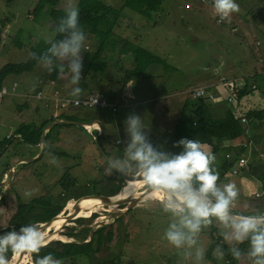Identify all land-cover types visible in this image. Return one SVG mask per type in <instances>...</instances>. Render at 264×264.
Returning a JSON list of instances; mask_svg holds the SVG:
<instances>
[{
	"label": "rangeland",
	"instance_id": "rangeland-1",
	"mask_svg": "<svg viewBox=\"0 0 264 264\" xmlns=\"http://www.w3.org/2000/svg\"><path fill=\"white\" fill-rule=\"evenodd\" d=\"M77 1L74 0V3ZM101 1L116 8L122 4V0ZM36 2L37 0H0V66L7 62L26 60L33 45L53 36V21L44 11L48 8H44L42 12H33ZM236 3L240 10L232 14L230 22H218L219 17L214 12L212 0H162L160 7L151 13L149 19L124 8L126 16L112 29L103 22H88V27H83L86 33V51L81 52L83 68L79 86L83 90V96L91 91L101 90L109 102L118 103L119 106L116 111L110 108L66 106L64 113L74 115L79 119L77 121L100 120L104 130L99 140L100 147L108 159L124 160L125 148L130 141L124 121L129 116H140L146 125L141 129L146 141L153 148L162 149L159 139L165 143L164 140L168 142L171 138L181 105L185 98H190L186 93L189 88L207 86L215 99L212 100L211 109L205 108L206 117L209 119L212 114L223 116L225 109L231 104L225 101L227 94L219 84L221 76H236L240 84L247 82L249 91L240 99L241 112L253 108L264 109V0H236ZM65 5L66 0H59L57 7L64 9ZM110 29L121 40L139 44L161 56L170 68L163 70L161 66H151L146 70L150 74L148 78L136 80L135 77L132 80L136 81L124 84L121 81L124 75L121 68H131V63L122 60L117 50L110 52L112 57L108 58L105 72L87 71L96 49ZM15 38H20L24 44L22 48L14 44ZM63 64L64 71L60 72V77L54 83L47 77L48 69L51 68L47 63L36 64L31 72L10 74L5 78L3 85L8 88L15 82V92L0 101V142L7 143L6 137L11 138L6 149L0 151V180L5 177L4 167L9 168L20 158H34L40 154L39 144L24 142L15 134V127L21 121L22 115L28 114L29 120L36 117L30 110L19 113L15 111L17 103L25 99L19 96L25 93L18 91L25 88V92L37 89L48 92V86L57 87L61 94L71 90L74 86L70 84L68 61H63ZM153 77H159L160 81L152 79ZM228 90L233 89L228 86ZM35 101L40 106L42 115L47 116L53 112V109L44 107L41 101ZM10 108L15 115L5 116L4 111ZM37 119L39 118L34 119L36 123ZM257 122L262 126L254 130L252 135L248 133L240 137L243 140L241 143L250 140L255 148L249 162L258 160L256 152L264 148V116ZM184 123L186 125L193 122L188 119ZM97 132L94 131V135H91L87 128L74 124L56 125L50 129L49 142L46 144L59 152L69 153L70 156L55 155L47 150L34 160L17 164L18 169L0 205V226L7 224L19 205L29 204L35 198L55 205L64 203L65 194L69 195L70 192L71 197L85 192L108 195L117 190L118 193L126 182L124 179L117 182L111 178L116 174L94 144ZM199 135L198 130L192 138L196 139ZM118 138L122 140L117 144L115 141ZM203 147L205 150L211 149L206 143H203ZM211 167L218 172L219 162L215 160ZM132 170L134 169H130ZM67 179L70 182L64 185V182H68ZM226 183H234L239 193L230 209L242 214H264V187L259 179L248 177L245 173L232 175L228 170L224 175H219L217 186L222 188ZM1 188L0 192L3 194L4 188ZM136 190L140 192L145 189L142 186ZM26 191L33 192L32 197L27 200L24 197ZM160 197L161 193L157 200L149 197H145L144 201L136 200L127 212H123L125 208L122 205L111 208L102 205L97 208L94 212L98 216L92 225L96 227V222L111 223L114 231V239L109 243V249L97 258L109 259L120 249L119 261L115 264H232L222 252L223 246L230 255L235 251L240 253L238 264H254L255 258L249 256L250 238L242 242L226 238V235L230 237L232 229L225 227L215 217L210 218L212 222L208 225L202 223L197 233L189 234L195 241L193 244L190 245L187 240L179 247L169 243L163 238L164 233L170 224L178 223L179 218L164 210ZM95 199L100 198H93ZM75 201H67L66 205L68 202L75 204ZM46 207H36L38 213L30 215L29 219L46 218L42 216L47 214ZM60 213V216H64L69 213V209L62 208ZM51 223L47 228L41 229L45 236L53 231L49 229L55 223ZM61 230L62 228L58 230L57 237L50 241L58 237L65 241L70 240L59 234ZM219 238L220 242L213 246L214 241ZM211 247V254L207 257ZM15 255L14 253L13 256ZM29 258L30 255L28 257L25 254L21 264L30 263ZM13 263L14 260H9V264Z\"/></svg>",
	"mask_w": 264,
	"mask_h": 264
},
{
	"label": "trees",
	"instance_id": "trees-1",
	"mask_svg": "<svg viewBox=\"0 0 264 264\" xmlns=\"http://www.w3.org/2000/svg\"><path fill=\"white\" fill-rule=\"evenodd\" d=\"M161 2L162 0H122L121 6L119 8H116L112 5L104 3L101 0H78L76 6L80 9V23L81 26L84 27V29L88 27V22L91 23L94 21L103 22L110 26L112 29L114 26L119 25L118 23L122 17L126 16L124 8H129L132 11L140 14L144 18L149 19L151 13L153 11H156L160 7ZM58 3L59 0H37L33 7V12L36 13L42 12L46 7L48 8L47 11H44L53 21V25L51 27L52 33L54 28L57 26L59 18L65 15L64 9L57 7ZM111 29L109 33H107L106 38L100 43V45L96 49L97 51L90 64L88 65L87 71L92 70L95 72H105L108 67V58L112 57L110 52L113 53L117 50L118 55L120 54L119 56L122 57V60H126L131 63V68H121V71L124 74L121 81L124 84L136 81L138 78H140V76L144 74L146 76L145 78H148L150 74L146 72V70L151 66H161L163 70L170 68L166 63L165 59L161 56L151 52L148 49H145L139 44L133 43L128 40H121L114 32L111 31ZM17 38L14 39V44L17 47L22 48L24 44L20 41V38L19 40ZM61 38L62 34L57 33L52 42L54 43L56 42V40ZM48 47H50V44H47L46 41L40 40L29 50L30 53H35V60L29 55V57L24 61L7 62L4 65L0 66V88L3 86V82L8 75L31 72L34 70L36 64L47 63L46 58L51 57V54L47 52ZM51 59L53 60V63L51 64V72H48L47 77L49 78L51 83H54V81L60 77V71L57 68V64H59L60 62L57 61L55 57H51ZM116 65L118 66V64ZM135 77L136 80H132ZM245 83L247 82L245 81ZM38 91H41L42 93L45 92L41 89H37L32 91L31 95ZM248 91L249 90H247V86L244 85V87L240 91L236 92L237 99L239 100L238 105H240V99H242V97L247 94ZM91 92L103 93L101 90ZM230 106L225 109L223 116L218 117L212 114V116L210 115L208 119L205 115V108L210 107L211 109L213 107L212 101L210 99H207L205 97L197 98L195 100H192L191 98H185L181 105V110L179 118L177 119V123L173 126L172 129V135L170 138L171 145L170 141L166 142L164 140L165 143H163V140L159 139L160 146L162 149L159 150L155 147L154 149L165 154H172V151H175L174 154H179L181 151H183V146L177 143L181 138L199 140L202 144L206 143L211 146V151L215 155L216 160L219 162V175H224L226 172H228V170L230 171L237 157L241 153L246 151L244 143H241L243 142V140H240L241 135L246 133L252 135L254 130L262 126L261 124H258L257 120L262 119L264 116V109L256 110L253 108L251 110H247L246 112L243 111L246 117V121L242 122L240 120L237 108L233 107L232 104ZM55 119L79 120L74 115L64 113V111H62L55 116H50L48 119H45L39 124L21 122L16 128L15 134H17L18 137L24 142H27L32 145H38L42 133L41 129H43V126H45L46 123L51 122ZM188 119L191 120L193 123H188L185 125L184 122ZM56 125L66 126L70 124L52 125L45 132L46 142H48L49 140L48 133L50 129H52ZM181 126H183L182 130H180ZM198 130L200 131L199 137L193 139V135ZM11 136L13 138V135ZM6 138L8 139L6 141L8 143L11 138ZM99 140L98 143L100 144ZM7 143L0 142V151L6 149ZM47 150H50L53 154L66 155L64 152L63 154L62 152L53 149L50 145H46L44 152ZM227 151H233L234 153L229 154V152ZM249 166L250 169L244 173L248 177H254L259 179L264 187V164H262L258 160H252L249 163ZM112 170L116 174L115 176L111 177L113 181L122 182L123 178L114 169ZM67 180L68 182H64V185L69 184L70 180ZM60 181H62V179ZM193 185L195 188L198 187V183L195 181V179H193ZM116 192L117 190L108 195H113ZM85 194H88V192H85ZM85 194H81L76 197H71V192L69 193V195L65 194L64 203H60L61 205H51L50 203L44 201L41 198H35L31 200L29 204H22V206L19 205L18 208L8 219L7 224L2 229H0V236L6 235L10 231H15L18 233L20 228L23 226H29L30 224H35L37 222L48 221L57 213H59L62 208L65 207L67 201L77 200L79 197ZM90 198L88 197V199ZM85 199L87 198H84L82 200ZM2 201L3 198L0 199V204L2 203ZM36 207L47 208L45 209L47 210V214H42V216H45L46 218L36 217L34 220L29 219L30 215H33L36 212L38 213V210H35ZM230 211L235 214H239L234 210L230 209ZM97 216L98 214L96 212H92L91 215L88 217L79 216L75 219H72L71 223L68 225H64L62 227V230L59 232L60 235L70 240H51L47 242V246L41 248L38 253H30V260L34 264L35 259L43 258L46 254L52 253V259L54 261L59 259L61 261V264H115L119 261L120 249L118 250V252H115V255L113 257L109 259L102 260L97 258L98 255H104V253L110 247L109 243L112 242V240L114 239V231L112 230L111 223L101 224L96 227L92 225ZM218 242H220V238L219 240L214 241L213 246L216 245ZM221 248L222 252L226 255L229 262H231L232 264H238L237 257L234 255V253L230 255L227 252V249H225L223 246ZM211 250L212 247L208 250L207 257L210 256ZM4 255L6 259L10 260L13 253L9 251L5 252Z\"/></svg>",
	"mask_w": 264,
	"mask_h": 264
},
{
	"label": "clouds",
	"instance_id": "clouds-1",
	"mask_svg": "<svg viewBox=\"0 0 264 264\" xmlns=\"http://www.w3.org/2000/svg\"><path fill=\"white\" fill-rule=\"evenodd\" d=\"M212 7L219 17V21L228 22H230L232 14L240 10L236 0H212ZM64 12L65 15L59 18L57 26L53 30V36L46 40V43L50 44L47 52L60 62L57 64L60 72H63L65 68L63 61H68L67 70L71 74L70 84L74 87H72L70 95L59 94L71 96L76 102H79L83 91L79 86L82 78L81 69L83 68L81 52L82 50L86 51L84 43L86 33L80 23V9L74 0H66ZM57 33L62 34V38L53 43ZM30 56L34 60L36 59L35 53H30ZM51 57L46 58L48 65L53 63ZM49 72H51V68H49ZM14 83L10 88L3 85L0 90L6 88L8 94L14 93ZM244 85L247 86L245 81L242 88ZM237 91L231 90L234 95ZM8 94L4 95L0 101ZM25 96L34 98L31 94H25ZM205 98L209 99L208 97ZM34 99L36 100V98ZM236 100L239 101L237 98ZM97 102V97H95L93 107ZM46 108L55 111L53 105ZM62 111L63 109L55 111V113L57 115ZM124 123L130 136V141L125 148L126 159H109V168L115 169L122 175L138 177L143 188L148 192L155 190L162 193L160 203L163 204L164 210L179 218L178 223L169 225L163 238L176 247L181 246L186 240L191 245L195 241L189 234L197 233L202 223L208 225L212 222L210 218L215 217L225 227L232 229L230 237L226 235V238L238 242L250 238L249 256L255 258L254 264H264V215H239L235 217L231 215L230 206L239 195L238 189L234 183H226L222 188L217 186L219 172L214 171L211 167L216 160L211 149L205 150L199 140L181 138L177 143L183 146V151L179 154H165L154 149L146 141L145 134L141 132V129L146 125L140 116H129ZM85 128L91 129L94 135V131H98L100 126L96 124ZM101 128H103V124ZM103 134L102 129L101 137ZM246 135L248 134L246 133ZM101 137L99 138L101 139ZM121 140L118 138L115 142L118 144ZM130 169L134 170L130 171ZM193 179L198 183V187L195 189L192 187ZM32 195V191L24 193L26 200L30 199ZM45 241L46 238L41 229L35 224L21 227L18 233L10 231L6 235L0 236V264H9V260L5 258V252L10 251L16 256H21L25 252L38 253L41 248L47 246ZM234 255L238 258L240 253L234 252ZM52 256V253H48L43 258L35 259L34 264H61L59 259L54 261Z\"/></svg>",
	"mask_w": 264,
	"mask_h": 264
},
{
	"label": "built area",
	"instance_id": "built-area-1",
	"mask_svg": "<svg viewBox=\"0 0 264 264\" xmlns=\"http://www.w3.org/2000/svg\"><path fill=\"white\" fill-rule=\"evenodd\" d=\"M218 22L221 21H219L218 19ZM237 81H238L237 78H228L225 76H221L219 79V84L222 85L223 89L227 94L226 101L232 104L233 107L237 108V111L239 112V116L241 117L240 120L242 122H245L246 117L244 113L241 112L240 106L238 105L234 93L228 90V86H232V88L235 91L241 89L244 83L240 84ZM252 87L254 88L255 85L253 84ZM8 93L9 92L6 88H2L0 90V99ZM187 94L192 99H197L201 97H208L210 100L215 99V95L212 94L205 85L190 88L187 90ZM32 96L37 100L42 101L45 107H49L50 105H53L55 111L64 109V107L66 106L84 107V108H110L112 111H115L118 106V104L116 103L109 102L108 99L105 97V95L101 92H91L86 96H81L79 98V102H76V100L71 96L61 95L57 92L47 95L45 93H42L41 91H38L32 94ZM95 97H97L98 102L93 107V101L95 100ZM244 147H246V151L241 153L237 157L236 161L234 162L233 166L230 169L232 175H239L250 169L249 163L251 161L249 162V158H251L254 155L253 153L255 152V150H253V144L250 141L244 143ZM256 158L258 159L259 162L264 164V149L256 152Z\"/></svg>",
	"mask_w": 264,
	"mask_h": 264
},
{
	"label": "water",
	"instance_id": "water-1",
	"mask_svg": "<svg viewBox=\"0 0 264 264\" xmlns=\"http://www.w3.org/2000/svg\"><path fill=\"white\" fill-rule=\"evenodd\" d=\"M54 124H74V125H81L83 127H88V126H95L96 124H98L100 126L99 130H98V134L97 136L94 137V144L97 148V150L101 153V155L106 159V161L108 162V158L106 156V154L104 153V151L102 150V148L100 147V144H98V139L99 137H101L102 135V122L98 119H95V120H92V121H77V120H63V119H55L47 124H45V126H43V129H41L42 133H41V137H40V141H39V147H40V154L42 155L44 153V150H45V143H46V139H45V132L47 129H49L52 125ZM39 154V155H40ZM39 156L37 157H34V158H20L19 161H17L14 165H12V167L9 168L8 170V174H6V179L5 180H2L0 181V186L4 187V193H6V191L8 190L9 186H10V183H11V180H12V173L15 169V166L20 163V162H27V161H31V160H34L36 158H38ZM115 170V169H114ZM116 171V170H115ZM118 174H120V172L116 171ZM120 176L125 180V182H127L128 180H137L139 179L138 177H134V176H129V175H122L120 174ZM142 187V186H140ZM192 187L193 189H195L194 185H193V181H192ZM4 194H2L0 196V199L3 197ZM84 197H95V198H100L103 200V204L105 206H124L123 208V212L129 210L132 206V204L136 201V200H139V199H144V197H147V194H144V197L142 196H130L129 198L125 199V200H114L112 195H103V194H96V193H92V194H85L81 197H79L76 201L78 202L81 198H84ZM67 207V205H65V207L63 209H65ZM68 208V207H67ZM231 215L233 217L235 216H239V214H235L233 212H231ZM60 212L57 213L54 217H52L50 220L48 221H45V222H37L35 223V225H37L40 229H44V228H47L48 225L55 219L57 218L58 216H60ZM67 221L65 222V225H68L70 224V220L72 219H75L76 217H79L77 216V214H69L67 213ZM102 222H96V225L99 226L101 225ZM95 225V226H96ZM49 241V240H48ZM47 241V242H48ZM45 242V243H47ZM25 254H29L28 252H25L22 256H24ZM30 264H33L32 261H30Z\"/></svg>",
	"mask_w": 264,
	"mask_h": 264
},
{
	"label": "bare ground",
	"instance_id": "bare-ground-1",
	"mask_svg": "<svg viewBox=\"0 0 264 264\" xmlns=\"http://www.w3.org/2000/svg\"><path fill=\"white\" fill-rule=\"evenodd\" d=\"M140 186H142V184H141L139 179L128 180L126 182V184L122 188H120L121 190L118 191V193L113 195L114 196L113 199L114 200H125L130 196H142V197H144V194H147V197H149V198L156 199V200L158 199V194H160L161 192L155 191V190H153L151 192H148L146 190L138 192L136 189L139 188ZM161 195H162V193H161ZM84 198H88V197H84ZM84 198H81L80 200H82ZM80 200L78 202H76L75 204L68 202V204H67L68 208L67 209H69V214H77V216H89L92 212L97 210V208L104 205L102 199L85 200V201H80ZM143 201H144V199H143ZM111 207L112 206H110V208ZM67 219H68L67 214H65L64 216H58L57 218H55L53 220L52 223H55V224H53L52 227L50 225V229H49V230L52 229L53 231L50 232L46 236H45V234H43L46 238L45 242H47L48 240L50 241V239L57 237L58 230H60L62 228L64 223L67 221ZM58 239H59V237H58ZM27 256L29 257L28 254H27ZM23 258H24V256L21 257V256L15 255L12 257L11 260H14L13 264H21V262H22L21 260ZM29 261H31L30 258H29Z\"/></svg>",
	"mask_w": 264,
	"mask_h": 264
},
{
	"label": "crops",
	"instance_id": "crops-1",
	"mask_svg": "<svg viewBox=\"0 0 264 264\" xmlns=\"http://www.w3.org/2000/svg\"><path fill=\"white\" fill-rule=\"evenodd\" d=\"M150 71V70H149ZM141 77H146L145 76V74L144 75H142V76H140V78ZM152 77V76H151ZM152 79H156L157 81H160V79H159V77H153ZM151 79V80H152ZM129 83V82H128ZM25 90V88H23V89H21V90H19L18 91V93H25V94H31V92L32 91H30V92H25L24 91ZM51 92H50V91ZM53 90V91H52ZM58 89H57V87H54V86H51L50 88H49V86H48V92H46L47 94H51V93H54V92H57V93H59V91H57ZM71 92V90L70 89H68V90H66L65 91V93H63V94H69ZM25 94L24 95H19L20 97H23V98H25V99H22V100H20L18 103H17V105H16V107H15V111L17 112V113H19V112H22V111H24V110H30V112L32 113V114H34V115H36V117H38L39 119H37V121H38V123H36L35 122V118L34 119H32V120H29V117H28V114H24V115H22L21 116V118H20V120L21 121H19V123L16 125V127H15V129L19 126V124L21 123V122H28V123H35V124H39V123H41L42 121H44L45 119H48L50 116H52V115H56V113H55V111L53 110V112L51 113V114H48L47 116H44V115H42L40 112V106L36 103V101H35V99L34 98H30L29 96L28 97H26L25 96ZM15 95H16V93H15ZM70 95V94H69ZM83 94H81V96H82ZM28 100H30V101H28ZM240 106V105H239ZM4 113H5V116H13V115H15V113L13 112V110L10 108V109H6L5 111H4ZM29 113V112H28ZM49 123V122H48ZM47 124V123H46ZM73 125V124H72ZM88 129V128H87ZM102 129V128H101ZM90 132L92 131L91 129H88ZM103 133H104V130H103ZM91 135H93V133L91 132ZM172 135V134H171ZM171 137V136H170ZM168 141H170V139L168 140ZM49 142V141H48ZM48 142H46V143H48ZM45 143V147H46V144ZM43 155V154H42ZM55 155H59V154H55ZM39 156H41V154L39 155ZM65 156H70V154L69 153H67ZM37 157V156H36ZM20 160V159H19ZM18 160V161H19ZM17 162V161H16ZM15 162V163H16ZM14 163V164H15ZM14 164H11L10 166H9V168L10 167H12V165H14ZM19 164V163H18ZM17 166V165H16ZM15 166V169H14V171H13V173H12V179H13V177H14V175H15V172L17 171V167ZM9 168H8V166L7 167H4V169H3V174L4 175H6V174H8V170H9ZM7 177H4L2 180H5ZM0 188H1V186H0ZM1 190H2V188H1ZM4 195H5V193H3ZM2 195V193L0 192V196ZM4 195H3V200H4ZM1 198V199H2ZM90 200H93V198H90ZM1 205V204H0ZM231 210H233V209H231ZM240 215H250V214H242V213H239ZM260 215H264V214H261L260 213ZM4 227V226H3ZM3 227H1L0 226V229H2Z\"/></svg>",
	"mask_w": 264,
	"mask_h": 264
},
{
	"label": "flooded vegetation",
	"instance_id": "flooded-vegetation-1",
	"mask_svg": "<svg viewBox=\"0 0 264 264\" xmlns=\"http://www.w3.org/2000/svg\"><path fill=\"white\" fill-rule=\"evenodd\" d=\"M125 184H126V183H125ZM125 184H124V185H125ZM3 188H4V187H3Z\"/></svg>",
	"mask_w": 264,
	"mask_h": 264
}]
</instances>
